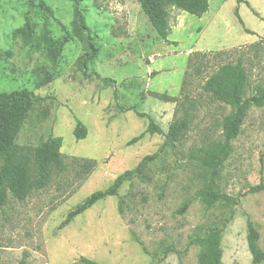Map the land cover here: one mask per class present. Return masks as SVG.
I'll list each match as a JSON object with an SVG mask.
<instances>
[{
    "label": "rangeland",
    "instance_id": "1",
    "mask_svg": "<svg viewBox=\"0 0 264 264\" xmlns=\"http://www.w3.org/2000/svg\"><path fill=\"white\" fill-rule=\"evenodd\" d=\"M43 1L49 10L40 0H0V91L27 88L38 97L16 142L31 153L50 135L61 136L67 169L54 171L49 185L25 199L8 196L0 210V264H79L81 256L101 264H198L199 246L190 240L213 227L223 228L222 264H252L248 216L264 249V188L250 190L264 185V106L250 107L218 180L223 192L240 196L237 204L207 206L199 193L205 170L189 153L222 138L223 117L231 106L203 89L222 64L243 61L247 94L264 85V0H248L259 15L237 0H210L202 15L169 6V41L158 35L138 0H82L99 48L87 64L89 77L77 65L85 48L72 34L73 2ZM186 70L189 103L181 91ZM93 72L115 79V87ZM151 91L176 95L178 101L165 102ZM118 103L150 113L165 130L185 117L190 128L175 148L167 147L148 163L143 175L59 229L69 210L163 142L162 135L147 133L128 145L148 120L133 110L121 111ZM77 120L87 126L84 139L74 136ZM74 157L97 160L87 179L76 174Z\"/></svg>",
    "mask_w": 264,
    "mask_h": 264
},
{
    "label": "trees",
    "instance_id": "2",
    "mask_svg": "<svg viewBox=\"0 0 264 264\" xmlns=\"http://www.w3.org/2000/svg\"><path fill=\"white\" fill-rule=\"evenodd\" d=\"M71 1L74 7L72 34L84 44L85 48L84 53L77 59V65L83 75L89 77L91 74L87 72V64L98 55L99 48L94 43L92 29L87 23L81 6L82 0ZM237 1L238 3L245 2L255 14L259 15L248 0ZM138 2L158 35L166 41H169L168 34L170 33L166 18L169 6L178 7L194 15H202L208 11L210 6V0H138ZM40 5L44 10H49L43 0H40ZM235 13L244 25L239 6L236 7ZM243 27L246 32L254 34L247 27ZM196 55L205 57L207 54L197 52ZM191 59L190 57L188 64H191ZM188 73L186 70L181 83V91L185 96L184 102L189 103L191 98L186 88ZM93 74L101 77L97 72H93ZM101 78L106 85L115 87V79L108 76ZM247 86L248 72L241 59L222 64L207 78L203 86L204 91L209 93L213 99L231 106L230 113L223 117L222 138L201 145L189 153V159L197 161L205 170L204 185L199 193L209 207L214 206L217 202L233 206L240 201V196L223 192L218 180L225 161L233 151L232 142L240 134L250 107L264 106V85L256 86L250 94H247ZM150 93L165 102L178 101L176 95H170L167 92L151 91ZM37 100L38 97L27 88L0 91V210L6 205L9 195L17 199H25L34 189H41L49 185L54 171L64 172L67 169V163L60 151L63 142L61 136L50 135L31 153L25 151L24 147L16 142L22 125ZM117 106L121 111L133 110L139 117L148 120L146 129L129 139L128 145L140 141L147 133L162 135L163 142L156 152L145 155L136 167L119 174L110 186L92 192L83 202L69 210L65 219L59 224V229L67 226L77 215L82 214L98 201L108 196L117 195L126 181L143 175L146 165L157 159L167 147L175 148L181 135L190 128V121L187 117L182 120L174 119L165 130L150 113L138 110L136 105L127 106L118 103ZM87 132V126L81 120H77L73 131L75 138L77 140L84 139ZM72 165L81 180H85L96 169L97 160L89 157H74ZM263 188L264 185L260 183L252 186L250 190L255 191ZM188 205L189 202H186L180 211L184 212ZM118 211L123 214L121 201L118 203ZM222 232V227H213L203 235L191 238L190 242L199 246L198 264H222ZM259 237L260 233L255 222L248 216L247 241L252 255V264L264 263V249L259 245ZM78 262L79 264H101L86 256H81Z\"/></svg>",
    "mask_w": 264,
    "mask_h": 264
}]
</instances>
